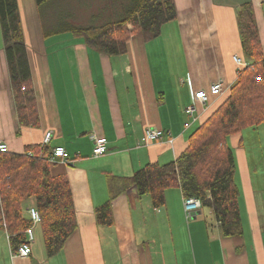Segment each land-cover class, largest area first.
Returning a JSON list of instances; mask_svg holds the SVG:
<instances>
[{"label":"crops","instance_id":"obj_1","mask_svg":"<svg viewBox=\"0 0 264 264\" xmlns=\"http://www.w3.org/2000/svg\"><path fill=\"white\" fill-rule=\"evenodd\" d=\"M173 1L177 17L162 27L158 38L145 44L135 37L125 55L109 57L81 40L46 45L34 0H17L18 8V2L27 6L20 17L38 125L18 124L0 38V140L11 153L35 145L67 151L72 163H52L51 171L69 182L77 228L61 252L47 257L39 224L34 226L27 258L13 256L15 247L0 229V264H264L261 125L243 135L241 143L237 136L229 138L238 149L233 153L240 236L224 237L211 211L200 209L187 219L178 188L165 192V206L159 209L149 196L131 189L112 202V226L96 223L94 209L108 197L109 177H130L148 164L174 161L188 145L189 129L199 126L226 97L237 76L233 56L247 62L236 19L243 3L253 5L264 53V0ZM216 82L222 84L221 96L207 104L193 103L196 91ZM192 105L194 121L184 114ZM148 128L162 130L163 138L145 144ZM251 134H257L256 141ZM93 137L106 139L104 155L93 156ZM25 204L27 210L35 207V198Z\"/></svg>","mask_w":264,"mask_h":264},{"label":"trees","instance_id":"obj_2","mask_svg":"<svg viewBox=\"0 0 264 264\" xmlns=\"http://www.w3.org/2000/svg\"><path fill=\"white\" fill-rule=\"evenodd\" d=\"M59 1L34 0L38 17L47 15L49 25L57 23L52 30L49 25L43 29L44 37L70 33L109 57L125 55L135 37L145 44L153 41L177 17L173 0L87 1L80 10L75 4L84 0H62L66 9L87 11L83 25H74L69 9L62 15ZM236 19L247 66L237 71L226 97L190 134L186 149L174 161L148 164L130 177L108 178V197L94 209L97 225H113L112 202L131 189L140 197L149 196L159 209L165 206V192L178 188L183 198H198L200 209L214 214L224 237L242 234L236 164L227 141L237 136L241 143L244 130L264 124V53L251 2L238 7ZM0 31L18 124L36 127L37 105L17 0H0ZM49 153L46 145L27 146L21 154L0 153V229L14 250L25 243L32 224L25 201L35 198L45 253L52 257L63 250L77 222L69 182L65 175L52 174Z\"/></svg>","mask_w":264,"mask_h":264},{"label":"built area","instance_id":"obj_3","mask_svg":"<svg viewBox=\"0 0 264 264\" xmlns=\"http://www.w3.org/2000/svg\"><path fill=\"white\" fill-rule=\"evenodd\" d=\"M235 66L237 67V71L246 67L247 63L239 56H233L232 58ZM223 93V87L220 82L214 83L208 90H198L193 94V103L197 104H207L210 102L212 98L219 97ZM195 106H189L184 110V114L191 117L192 120H195L194 117ZM190 123H185L184 128H188ZM163 131L157 128H148L145 130V144H150L151 142L160 141L163 138ZM50 138V134L45 135V140L48 141ZM93 155L94 156H102L107 151V141L104 137H95L93 139ZM171 140H169V143ZM9 151L8 145L6 142L0 140V153H7ZM49 163H57L61 162L65 165H70L72 160L70 159L67 151L61 147L56 146L48 158ZM201 203L198 198L195 197H187L183 198V209L187 219L192 218L193 214L200 210ZM28 213L31 218V227L25 231L26 242L22 243L18 246L16 252L13 253L14 257L19 258H27L31 253V244L33 242V229L34 226L40 223V216L35 207H31L28 209Z\"/></svg>","mask_w":264,"mask_h":264},{"label":"rangeland","instance_id":"obj_4","mask_svg":"<svg viewBox=\"0 0 264 264\" xmlns=\"http://www.w3.org/2000/svg\"><path fill=\"white\" fill-rule=\"evenodd\" d=\"M85 2H83V4H75V8L77 9V10H80V7H81V5H87V1H92V2H97L98 0H84ZM19 3V13L20 12H22L23 11V9H24V7H26L27 8V6H23V4L21 3V5H20V2H18ZM64 2L61 0V1H59L58 2V4H57V6L59 7V9L62 11V15H64V14H66V12L68 11V9H66V5H65V7H62V4H63ZM34 5H35V3H33V5H32V8H33V10H34V12H36L37 13V16H38V12H37V10H36V7H34ZM70 10V12H71V14H72V20L70 21L72 24H74V25H76L77 23L78 24H80V25H83V24H81V23H84V21H85V16H86V9L84 10V9H81V11L82 12H84V13H82V14H80V11H78V12H74L73 10H72V8H70L69 9ZM27 13H29V11L27 10ZM45 16H47V15H43L42 17L40 16V17H38V20H39V24H40V30L42 31V38H43V42L46 44V45H65V44H74V43H77V42H80L79 40L80 39H75L70 33H62V34H56V35H51V36H49V37H44V35H43V29L44 28H47L48 29V25H49V18H48V16H47V18L45 17ZM69 22V21H68ZM57 25V23H55V24H52V25H49V29L50 30H52V29H54L55 27L54 26H56ZM84 25H86V24H84ZM0 38H2L1 37V35H0ZM77 42H76V41ZM1 41H2V39H1ZM191 118V117H190ZM191 120H192V118H191ZM193 121V120H192ZM188 123H190V121H188ZM190 125H191V123H190ZM198 126V123L196 124V126H194V127H192V128H190L189 129V127L188 128H184L185 130H187V129H189V131H188V133H187V136L190 134V133H192L194 130H195V128ZM263 128H264V124L263 125H261ZM254 129H256V128H254ZM252 132V130H250V129H248V131L246 130H244L243 131V135H247V134H249V133H251ZM252 135V140L253 141H256V139H255V136H257V134H251ZM252 141V142H253ZM252 142H248V144H247V151L248 152H250V149H251V144H252ZM227 143L228 144H230L229 146H230V148L232 149V151L235 153V152H237V147H235V148H232L231 147V143H230V141H227ZM238 171H239V168H238Z\"/></svg>","mask_w":264,"mask_h":264},{"label":"water","instance_id":"obj_5","mask_svg":"<svg viewBox=\"0 0 264 264\" xmlns=\"http://www.w3.org/2000/svg\"><path fill=\"white\" fill-rule=\"evenodd\" d=\"M199 214V212L196 213V215Z\"/></svg>","mask_w":264,"mask_h":264},{"label":"bare ground","instance_id":"obj_6","mask_svg":"<svg viewBox=\"0 0 264 264\" xmlns=\"http://www.w3.org/2000/svg\"><path fill=\"white\" fill-rule=\"evenodd\" d=\"M94 138V137H93ZM93 140V139H92ZM93 153V152H92ZM94 156V155H93Z\"/></svg>","mask_w":264,"mask_h":264}]
</instances>
